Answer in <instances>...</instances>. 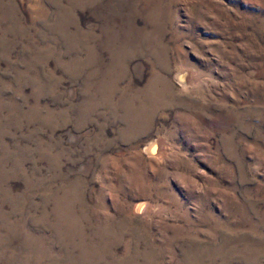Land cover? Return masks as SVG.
Masks as SVG:
<instances>
[{"label":"rangeland","instance_id":"1","mask_svg":"<svg viewBox=\"0 0 264 264\" xmlns=\"http://www.w3.org/2000/svg\"><path fill=\"white\" fill-rule=\"evenodd\" d=\"M0 264H264V0H0Z\"/></svg>","mask_w":264,"mask_h":264},{"label":"bare ground","instance_id":"2","mask_svg":"<svg viewBox=\"0 0 264 264\" xmlns=\"http://www.w3.org/2000/svg\"><path fill=\"white\" fill-rule=\"evenodd\" d=\"M153 147V146H152ZM139 211V210H138Z\"/></svg>","mask_w":264,"mask_h":264}]
</instances>
